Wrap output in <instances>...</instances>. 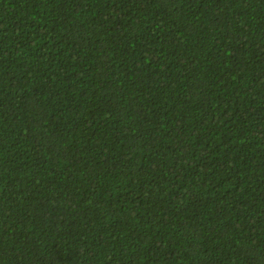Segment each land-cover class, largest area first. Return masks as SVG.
I'll use <instances>...</instances> for the list:
<instances>
[{"label":"trees","instance_id":"16d2710c","mask_svg":"<svg viewBox=\"0 0 264 264\" xmlns=\"http://www.w3.org/2000/svg\"><path fill=\"white\" fill-rule=\"evenodd\" d=\"M0 264H264V0H0Z\"/></svg>","mask_w":264,"mask_h":264}]
</instances>
